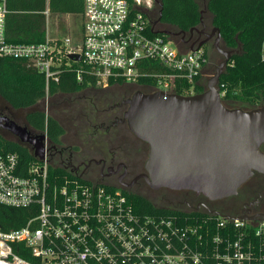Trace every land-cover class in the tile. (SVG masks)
Listing matches in <instances>:
<instances>
[{
  "label": "built area",
  "instance_id": "1",
  "mask_svg": "<svg viewBox=\"0 0 264 264\" xmlns=\"http://www.w3.org/2000/svg\"><path fill=\"white\" fill-rule=\"evenodd\" d=\"M153 4L83 0L79 40L45 35L41 42L14 43L5 37L8 10L6 0H0V56L25 59L43 73L46 85L70 67L78 81L86 78L100 89L119 80L137 83L140 77H152L154 90L175 92L176 82L184 80L191 94L207 54L202 46L183 49L170 36L153 32ZM48 12L46 5L43 13ZM146 61L158 62L163 70L148 69ZM222 86L217 85L221 97ZM44 142L48 148L47 137ZM50 152L19 174L17 153L0 148V203L36 208L22 226L0 229V264H264L263 219L138 212L117 185L69 171L50 175Z\"/></svg>",
  "mask_w": 264,
  "mask_h": 264
},
{
  "label": "trees",
  "instance_id": "2",
  "mask_svg": "<svg viewBox=\"0 0 264 264\" xmlns=\"http://www.w3.org/2000/svg\"><path fill=\"white\" fill-rule=\"evenodd\" d=\"M161 13L155 30L170 29L188 32L201 24L204 12L209 15L212 27H217L224 49H235L224 67L218 85H223V103L239 101L254 104L264 101V60L261 59V43L264 38V0H203L205 11L200 19L201 0H158ZM46 5L53 12L81 13L83 0H6L8 12L5 15L4 30L7 41L14 43H36L45 38ZM150 23L157 17L153 4L149 15ZM161 34V33H156ZM182 48L186 44L177 36L172 37ZM207 54V50L204 49ZM151 70H163L156 61H146ZM198 79V78H197ZM122 81H117L116 84ZM138 84L150 88L156 85L152 77H140ZM114 82H111L113 85ZM84 88L92 91L88 99L94 100L96 94L104 89L87 83L86 78L78 81L75 72L66 67L59 74L57 81L49 80L47 85L43 73L27 63L25 59L0 56V97L13 109H27L24 119L34 131L45 132L49 144H59L64 134L63 126L44 109L35 105L45 97L55 98L60 95L74 94ZM205 84L196 81L192 93L201 92ZM188 83L178 81L174 91L179 94L187 92ZM2 151L16 152L18 155V173H26L30 162H36L31 150L15 140L5 139L0 135ZM51 154V153H50ZM49 174L64 175L67 171L61 166L50 165ZM138 212L168 215L172 209L154 206L144 197L123 190ZM36 208L29 206H7L0 203V229H16L34 216ZM18 245V244H17ZM16 250V248H15ZM17 251V250H16ZM19 254H23L17 251Z\"/></svg>",
  "mask_w": 264,
  "mask_h": 264
},
{
  "label": "water",
  "instance_id": "3",
  "mask_svg": "<svg viewBox=\"0 0 264 264\" xmlns=\"http://www.w3.org/2000/svg\"><path fill=\"white\" fill-rule=\"evenodd\" d=\"M154 5L158 17L151 21L153 32L171 38L180 36V42L189 44V50L213 37V46L223 58L201 92L136 90L124 100L128 107L123 119L149 147L144 165L147 173L143 176L153 188L190 189L209 199L229 196L253 170L264 172V153L259 149L264 141V106L242 109L223 103L217 85L235 49L221 46L217 27H212L207 37L195 45L190 37H185L186 31L155 30L161 5L158 0H154ZM204 11L205 8L200 10V19ZM0 128L13 134L19 143L28 144L38 160L44 158L47 149H56L54 145L45 148V132L32 133L26 125L1 114Z\"/></svg>",
  "mask_w": 264,
  "mask_h": 264
},
{
  "label": "flooded vegetation",
  "instance_id": "4",
  "mask_svg": "<svg viewBox=\"0 0 264 264\" xmlns=\"http://www.w3.org/2000/svg\"><path fill=\"white\" fill-rule=\"evenodd\" d=\"M210 32L211 30H205L204 24H200L192 31L186 32L185 37H190L196 45ZM177 39H180V36H177ZM210 42L208 39L201 46H208ZM210 45L213 46V40ZM145 87L151 89L138 83L121 82L98 92L94 100L89 99L86 112L75 122L76 130L72 135V142L64 143L60 138L59 144H49L56 147L50 148V162L84 180L117 185L124 191L144 197L156 207L211 213L228 218H251L253 221L264 217L262 171L253 170L235 193L218 199H209L190 189L153 188L146 182L143 174L147 173L144 165L148 156V144L131 132L123 119L128 107L124 100L136 90L146 92ZM102 104L105 106L102 107ZM244 104L245 106L236 107H262L264 101ZM0 114L14 120L8 111L0 109ZM25 125L28 127L26 122ZM259 149L264 153V141L259 145Z\"/></svg>",
  "mask_w": 264,
  "mask_h": 264
},
{
  "label": "rangeland",
  "instance_id": "5",
  "mask_svg": "<svg viewBox=\"0 0 264 264\" xmlns=\"http://www.w3.org/2000/svg\"><path fill=\"white\" fill-rule=\"evenodd\" d=\"M201 6L204 9L203 0H201ZM202 22L205 26V30L209 32L212 29V26L210 24L209 15L206 14V12H204ZM45 35L48 38H63L68 36L74 41L79 40L82 36L81 13L49 11L46 15ZM210 40L212 42L213 37L210 38ZM210 44H208V46H202L203 49L207 50V62L202 70V84L206 83L207 78H209L214 73L215 67L222 59V55L218 51H216ZM115 85L116 84H113L108 88L110 89ZM145 90L146 92H150L154 90V88L147 89L145 87ZM91 94L92 91L90 89L84 88L83 90L74 94L60 95L55 98L45 97L43 99H40L35 105V107L44 109V111L52 114L58 120V122L64 128V134L61 136L62 142L64 141V143H68L72 142L73 140L72 135L76 130L75 122L79 119L82 114L86 112L89 106L88 96H90ZM224 104L227 107L245 106L244 103L239 101H226L224 102ZM101 106L103 107L105 106V104H102ZM0 109L4 110L5 112H10L12 118L16 120L18 124L25 125L24 115L28 111L27 109H13L1 98ZM0 135L5 139L17 141V138L13 134L2 128H0ZM21 144L27 146L30 149L28 144Z\"/></svg>",
  "mask_w": 264,
  "mask_h": 264
},
{
  "label": "crops",
  "instance_id": "6",
  "mask_svg": "<svg viewBox=\"0 0 264 264\" xmlns=\"http://www.w3.org/2000/svg\"><path fill=\"white\" fill-rule=\"evenodd\" d=\"M188 45H189V44H188ZM188 45H186V47H184V45H183L182 48H183V49H187V46H188ZM201 79H202V75L198 78L197 81H198L199 83H201ZM0 98H1V97H0ZM1 99H2V98H1ZM2 100H3V99H2Z\"/></svg>",
  "mask_w": 264,
  "mask_h": 264
}]
</instances>
